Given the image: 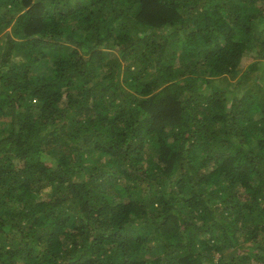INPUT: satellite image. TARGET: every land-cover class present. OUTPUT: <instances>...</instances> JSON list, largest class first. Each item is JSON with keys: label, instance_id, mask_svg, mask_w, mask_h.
Wrapping results in <instances>:
<instances>
[{"label": "trees", "instance_id": "trees-1", "mask_svg": "<svg viewBox=\"0 0 264 264\" xmlns=\"http://www.w3.org/2000/svg\"><path fill=\"white\" fill-rule=\"evenodd\" d=\"M0 264H264V0H0Z\"/></svg>", "mask_w": 264, "mask_h": 264}, {"label": "rangeland", "instance_id": "rangeland-1", "mask_svg": "<svg viewBox=\"0 0 264 264\" xmlns=\"http://www.w3.org/2000/svg\"><path fill=\"white\" fill-rule=\"evenodd\" d=\"M245 58H246V57H245ZM246 60H247V61H248V60H251V58H250V57H247Z\"/></svg>", "mask_w": 264, "mask_h": 264}]
</instances>
